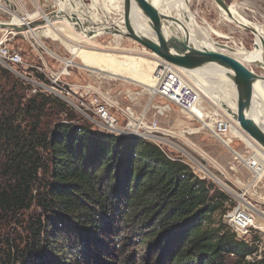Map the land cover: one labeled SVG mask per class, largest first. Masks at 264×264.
Instances as JSON below:
<instances>
[{
    "label": "trees",
    "instance_id": "1",
    "mask_svg": "<svg viewBox=\"0 0 264 264\" xmlns=\"http://www.w3.org/2000/svg\"><path fill=\"white\" fill-rule=\"evenodd\" d=\"M9 71L0 68V264H112L101 251L123 230L132 236L121 245L137 239L156 264H264L223 220L230 197L214 182L148 140L88 125L59 96L25 98Z\"/></svg>",
    "mask_w": 264,
    "mask_h": 264
},
{
    "label": "rangeland",
    "instance_id": "2",
    "mask_svg": "<svg viewBox=\"0 0 264 264\" xmlns=\"http://www.w3.org/2000/svg\"><path fill=\"white\" fill-rule=\"evenodd\" d=\"M96 1L15 0V4H12V10L20 17L22 15L37 13L36 15H38V17L35 18L37 21L36 27H42L47 25V20L54 19L55 16L59 14L58 12H61V14L63 13L60 6L61 3L64 2L63 6L67 7L73 4L77 6L79 5L84 12H89L97 18H103V16L106 18L105 12H103L104 9H106L109 14V20L113 21L112 24L118 23L125 27L121 11L114 9L115 5L112 0ZM226 1L229 5L234 4L236 6L235 10L249 21L257 25H264V0ZM104 2L106 4H104ZM124 7L122 6V8ZM187 7L196 17L198 23L205 27L211 26L210 33L215 42L228 43L234 47V49H238L237 52L241 49L248 51L254 48L255 33L248 28L242 27L236 20L232 21L226 18V15L220 11L218 4L214 0H189ZM136 15L140 17L139 15L141 14L137 11ZM8 16L7 13L0 12L1 20L8 19ZM131 17L133 16L131 15ZM94 19L98 22L96 18ZM84 21H86V17L83 18V22ZM56 25L63 28L65 27L64 23L61 22H58ZM70 27L72 26L70 25ZM39 29L40 28L35 32L37 33ZM70 31L71 30H67L68 35L72 34ZM36 33H33V37H29V39H22L18 36L11 41V45L20 49L30 64L35 65L40 63L41 61L39 58L42 56L43 59H45L47 66L50 68L48 71L60 72L64 65L50 56L48 49L45 48V46H48L51 51L65 59H70L77 64V67L73 69V73L75 71L73 75L74 77L70 79L72 82L81 84L87 83L89 78L83 70L86 69L85 67H88L89 69L87 70H90L95 74L102 73L104 75L108 97L114 101H118L120 104H132L135 110L140 111L147 103H160L162 101L158 96L151 95L148 86L138 83V79L133 78L134 74L141 75L143 82L152 85V72L157 59H159L152 51L144 48L138 42L126 36L113 35L111 33H103L94 36H92V34L89 36V39L75 37L78 41L71 39L64 32L57 31L47 34L38 33L37 35ZM248 66L255 70V72L264 75V68L262 66L255 63H250ZM4 67L5 69L7 68L0 62V68L4 69ZM128 70H130V72ZM27 72L28 74L39 76V72L36 70L28 69ZM112 73H118V75ZM26 74L27 73H25V75ZM11 75L19 81H25L29 87V81L13 72H11ZM50 75L51 73H48V76L44 75V78L47 79L48 82H50ZM105 75H109V77ZM89 83L93 84L94 82L89 81L87 84ZM27 86L25 85L26 88L21 90V93H26L25 98L34 94L31 92L32 88L28 90ZM85 86L88 88L92 87V85L90 86L86 84ZM88 91V89L85 90L86 93ZM204 94L205 97L203 104L206 106V112L208 111L209 115L214 113L217 108L229 118H232L219 108L217 103L209 98L210 93L205 91ZM62 97V99L68 103L67 107L70 112L73 111L78 118H82V121L86 122L88 125L95 128L98 127L96 123H94L96 120L95 113L88 109L89 105L87 107L82 104L79 93L72 92L71 95L62 94ZM88 97L89 95L86 96V98ZM87 115H89L90 118L87 117ZM159 122L162 128L169 134L165 136L161 142L154 140H150L149 142L155 144L159 148H161L160 145H165L171 154L181 158L184 163L189 165L197 176L214 182L220 190L224 191L230 197V200L225 202L227 211L224 214L232 210L237 204V195L242 191H246L247 195H249L253 201H255V199L260 202L264 201V196L260 194L258 188L260 187L259 183L264 179V172L262 177L256 181V178L252 173L247 175V173H245L246 171L244 172V170L241 169L239 175H247V178L249 179L247 185H242L232 183L231 181L233 178L229 174L230 171L227 172V169L224 168L225 165H227L228 160L232 157L234 147H246L242 138L235 136L233 139H236V141L235 143L232 142L230 147L222 138L217 136L214 131L208 128V126L203 127V123L198 118L192 119L188 115L180 113L178 109L173 110L166 116L160 117ZM239 128L241 127L239 126ZM241 130L245 132L242 128ZM256 156L259 155L256 154ZM230 165L235 166L237 163L232 161L230 162ZM232 171L233 170L231 169V172ZM231 174L235 178L238 177L237 171H234ZM220 215L221 211H217V220ZM223 220L228 223L224 216ZM257 222H264L261 215H257ZM123 231L124 232L119 235H110L111 239L114 238L112 241L113 248L107 243L109 246L106 250L101 251L100 257L110 261L112 264H116L119 260L116 257H111V254L113 253L115 255L121 254L119 257L124 259L130 257L131 260H122L123 264H156V261L152 259V254L144 255L143 247H137V239H135V242H130L128 245L122 246L121 243L125 241L123 236H132V231ZM253 240L254 242H252V244L258 249L257 254L261 253L264 256V229L261 233H255ZM150 251L152 250L148 249V252ZM234 261L235 258L230 257V262L234 263ZM88 262V264H98L95 257L90 258Z\"/></svg>",
    "mask_w": 264,
    "mask_h": 264
},
{
    "label": "built area",
    "instance_id": "3",
    "mask_svg": "<svg viewBox=\"0 0 264 264\" xmlns=\"http://www.w3.org/2000/svg\"><path fill=\"white\" fill-rule=\"evenodd\" d=\"M13 3L15 4V0H0V12L9 15L6 20L0 19V62L11 72L29 81L32 88L31 92H44L61 98H63L62 94L71 95L72 92L79 93L82 104L87 107L89 105L88 109L95 113L96 120L94 123L98 126L97 128L104 132L128 138L161 142L169 133L160 125V117L168 115L175 109H178L180 113L190 115L192 119L198 118L201 122L203 121L202 118L206 114L204 109L201 108V111H195V106L199 107L202 102V90L190 81L179 66L160 57H158L159 59L155 63L156 65L152 72V85L149 89L151 95L158 96L162 101L160 103H147L140 111L135 110L132 104H120L118 101H114L108 97V93H106V81L102 73L95 74L87 69L83 70L88 76L89 81L94 82L93 84H87L89 81L84 84L70 81L74 77L75 71L73 73V69L77 67V64L51 51L48 46H45V48L48 49L50 56L64 65L61 71H48L50 68L42 56L39 58L40 63L35 65L30 64L22 51L11 45V41L18 36L22 39L33 37L32 34L36 33L35 31L39 26L19 31L15 28L7 27V25H30L36 21L35 18L38 15L34 13L20 17L12 10ZM15 17L17 21H14ZM28 69L36 70L45 76L51 73L49 77L50 82L43 80L40 76L28 74ZM25 73L27 74L25 75ZM85 84L92 85V87L88 88ZM86 89L89 90L87 93L85 92ZM88 95L89 97L86 98ZM70 102L72 103L71 100ZM87 117L90 118L89 115ZM206 117L213 120L214 128L211 130L231 147L234 136L231 124L232 119L225 113L217 110L211 116L206 115ZM160 147L169 159L184 162L181 158L171 154L165 145H160ZM256 154L258 153L253 152L248 155L245 161L257 181L264 170V154H259L261 161ZM263 206L264 201L260 202L257 199L253 201L246 191L238 193L237 204L232 210L224 214V218L236 234L238 240L252 244L254 242V234L263 231L264 222H257V215H261L264 221ZM261 255V253H254L247 256V259L254 260V258H261Z\"/></svg>",
    "mask_w": 264,
    "mask_h": 264
},
{
    "label": "bare ground",
    "instance_id": "4",
    "mask_svg": "<svg viewBox=\"0 0 264 264\" xmlns=\"http://www.w3.org/2000/svg\"><path fill=\"white\" fill-rule=\"evenodd\" d=\"M112 1H113V4L115 5L114 9L121 11V14H122L121 16L124 19H125V16H127L134 28H136L138 31L144 34H147L153 38H156L154 20H152L149 17H146L145 15L141 13H140L141 15H139L140 17H138L136 15L137 11L132 10L131 8L127 6L124 7L123 0H112ZM163 1H167V0H163ZM167 2L171 3L173 6L179 9V11H181L185 15L187 22L189 24L190 30L193 34L195 44L197 45L199 50L206 55L213 56L214 49L212 48V46L213 44H215V41L211 37V33H210L211 26L205 27L198 23L196 17L191 13L190 9L187 7L189 0H168ZM122 6L124 8H122ZM60 7H61V10H63V13L61 14V12H58L59 14L56 15L54 19L52 20L49 19L46 21L47 25H44V26L41 25L42 27L39 26L38 28L40 29L36 33V35L38 33L47 34V33L57 32V31L64 32L65 34H67V30H71L70 32L74 36L72 34L71 35L67 34V36H69L71 39H74L75 41H78V39H75V37L89 39V36H91L89 35V33H93L92 36L106 33L105 29L111 27L112 25H117L122 30L126 31V27H124L123 25L118 24V23L112 24L113 21H110L109 17L104 18L103 16V18H99V17L97 18L93 14L85 15L83 11H80L81 8H79V5L78 6L74 5L73 7L72 5H70L66 7V6H62L61 4ZM218 8L220 9L222 13L226 15L225 16L226 18L232 21H235V19H237L236 20L237 22H241L247 25H253L255 29H257L258 31L255 34V42L258 45L257 47L254 46L252 50H248V51L241 49L239 52H237L238 49H235L234 51L227 50L226 53L233 55L234 57L238 58L239 60H241L243 63L247 65H249L250 63H254V62L264 61L263 43L261 40L262 37L264 38V25H257L249 21L248 19H246L244 16H242L235 10L236 6H234V4L233 6L231 5L230 7L233 17L227 14L222 8L220 7ZM129 13L133 17H131ZM74 16L78 18L77 22L76 21L73 22ZM84 17H86V21L83 22ZM94 18H96L98 22H96ZM124 19H123V22H124ZM14 21H17L16 17L14 18ZM58 22L64 23L65 29L63 27L56 25ZM70 25L72 27H70ZM206 41L210 42L209 44L211 48H206L207 47ZM86 68L89 69L88 67ZM180 68L184 71V73L190 79V81L194 83V85H196L203 92L202 102L200 103L199 107L195 106V111H201L200 109L203 108L204 111L206 112V106H204L203 104L204 97H205L204 93L206 91L207 93H210L209 98L212 99L213 102L217 103L219 108H221L224 112H226L228 115H230L233 118V119L231 118L232 119L231 124L233 126L232 128L233 133H239L240 125H239V122L235 120L234 118H235V115L238 112H240L243 107H242V104H236L235 99L238 97H242L243 101L246 102V101H249V98L253 96V92L251 88L248 86L247 83H245L244 79H242L241 77H237V76L235 77L228 76L224 72H220L218 69L211 68V67H203L199 69H194L192 70V72L182 67ZM128 71L130 72V70ZM112 74L118 75V73H112ZM105 76L109 77V75H105ZM133 78H137L138 83H142L148 87H151L150 84L143 82L141 75L134 74ZM255 87L258 89L260 87V82H257L255 84ZM263 88H264V83H263ZM215 110L221 111V110H218L217 108ZM260 110H261V107L259 106L257 102H254L250 107V114L252 116V124L254 126L261 125L262 118H261ZM206 115L211 116L209 115V112L207 111L205 116L202 118L204 127L208 126V128L210 129L214 128V124L212 122L213 120L210 118H207ZM188 116L191 117L190 115ZM257 157L261 161L260 159L261 156L259 155ZM263 172L258 177V180L262 177Z\"/></svg>",
    "mask_w": 264,
    "mask_h": 264
},
{
    "label": "water",
    "instance_id": "5",
    "mask_svg": "<svg viewBox=\"0 0 264 264\" xmlns=\"http://www.w3.org/2000/svg\"><path fill=\"white\" fill-rule=\"evenodd\" d=\"M220 8L227 14L233 17L231 13V5L226 0H214ZM64 2H62V6ZM105 4V2H104ZM75 4L72 5V7ZM123 5L138 11L139 13L151 18L155 21L156 38L138 31L133 27L128 17L125 16L124 25L126 31L122 30L117 25L105 29L106 33L113 35L126 36L144 48L152 51L156 56L170 61L171 63L182 67L188 71L199 69L203 67H211L224 72L228 76H237L244 79L245 83L251 88L253 96L249 101L244 102L242 97L235 99L236 104H242V110L235 115V120L239 122L241 128L260 146L264 148V75L255 72L247 64L243 63L238 58L231 54L226 53L227 50L234 51V47L228 43L215 42L212 48L214 55L209 56L202 53L195 44L193 34L190 30L189 24L185 15L179 11L175 6L167 1L160 0H123ZM80 8V7H79ZM82 10V7L80 9ZM84 12V11H83ZM105 17L108 18L109 14L104 9ZM164 12V13H163ZM85 15L89 12H84ZM95 16V15H94ZM237 20V19H235ZM78 21L76 16L73 17V22ZM242 27L252 30L255 34L258 32L253 25L243 24L238 22ZM37 21L32 22L30 25H7V27L15 28L16 30H27L33 28ZM200 24V23H199ZM201 25V24H200ZM204 26V25H202ZM93 33H89L92 35ZM263 43L264 52V38H261ZM209 41H206V48H211ZM257 47V43H254ZM255 64L264 68V61L254 62ZM260 82V87L257 89L255 84ZM257 102L261 107L262 122L260 126L252 124V116L250 114L251 105Z\"/></svg>",
    "mask_w": 264,
    "mask_h": 264
},
{
    "label": "crops",
    "instance_id": "6",
    "mask_svg": "<svg viewBox=\"0 0 264 264\" xmlns=\"http://www.w3.org/2000/svg\"><path fill=\"white\" fill-rule=\"evenodd\" d=\"M233 6V5H232ZM235 6V5H234ZM238 7V6H237ZM261 113V110H260ZM261 118H262V113H261ZM262 122V121H261ZM237 134V135H236ZM240 135V136H239ZM235 136H239L240 138L243 139V142L246 144V147H234V151L232 152V157L231 159L228 160L227 165H225L224 168H226L225 170L229 172L230 176H232L233 180L231 181L232 183H237V184H242V185H247L249 182V179L247 178V175L249 173H252L251 169L249 168V166L247 165L245 158L252 154L253 152H256L258 154H264V148L262 146H260L255 140H253L246 132H243L240 128H239V133H234L233 138H235ZM236 139H233V143H235ZM263 151V152H262ZM236 162L237 165H230V162ZM231 169L233 170L231 172ZM244 170L245 173H247V175H239L240 170ZM234 171H237L238 177L235 178L231 173H233ZM243 179H242V178ZM245 180V181H243ZM259 190H260V194L264 196V179L261 180V182L259 183Z\"/></svg>",
    "mask_w": 264,
    "mask_h": 264
},
{
    "label": "flooded vegetation",
    "instance_id": "7",
    "mask_svg": "<svg viewBox=\"0 0 264 264\" xmlns=\"http://www.w3.org/2000/svg\"><path fill=\"white\" fill-rule=\"evenodd\" d=\"M85 67V66H84ZM86 68V67H85ZM87 69V68H86Z\"/></svg>",
    "mask_w": 264,
    "mask_h": 264
}]
</instances>
